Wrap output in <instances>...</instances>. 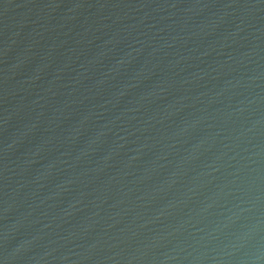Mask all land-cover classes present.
<instances>
[{
    "label": "water",
    "instance_id": "water-1",
    "mask_svg": "<svg viewBox=\"0 0 264 264\" xmlns=\"http://www.w3.org/2000/svg\"><path fill=\"white\" fill-rule=\"evenodd\" d=\"M0 264H264V0H0Z\"/></svg>",
    "mask_w": 264,
    "mask_h": 264
}]
</instances>
